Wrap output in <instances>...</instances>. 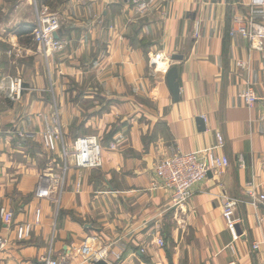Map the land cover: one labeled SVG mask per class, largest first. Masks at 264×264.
Wrapping results in <instances>:
<instances>
[{
    "label": "crops",
    "instance_id": "obj_1",
    "mask_svg": "<svg viewBox=\"0 0 264 264\" xmlns=\"http://www.w3.org/2000/svg\"><path fill=\"white\" fill-rule=\"evenodd\" d=\"M44 9L59 17L64 42L48 58L33 33H18ZM139 14L119 0H0V208L14 212L11 227L0 219L11 240L0 264H36L49 254L65 264H95L81 253L87 239L120 255L108 253V264H264V249H253L264 241V205L249 203L245 192L252 183L264 188V108L241 97L252 86L264 99V39L231 35L238 19L264 27V6L155 0L151 12ZM156 55L168 59L160 67L178 69V102L167 74L151 65ZM9 76L24 81L18 102L2 91ZM53 116L62 118L67 143L97 135L105 147L99 169L80 168L73 157L61 205L36 196L44 174L52 172L53 181L64 174L60 151L46 158L35 150L44 149L43 117ZM210 152L230 166L196 185L178 212L157 166L176 153ZM226 197L239 201L233 227L223 214ZM27 223L32 235L18 241L16 228Z\"/></svg>",
    "mask_w": 264,
    "mask_h": 264
},
{
    "label": "built area",
    "instance_id": "obj_2",
    "mask_svg": "<svg viewBox=\"0 0 264 264\" xmlns=\"http://www.w3.org/2000/svg\"><path fill=\"white\" fill-rule=\"evenodd\" d=\"M121 2L130 3L135 10L140 14L151 12L155 0H119ZM252 6H264V0H252ZM61 30V21L59 17L51 13L48 9L42 10L37 17L35 28L33 30V40L39 48L40 54L46 58L50 57L53 53L59 52L64 47V42L55 37ZM240 35L247 37L252 42L264 39V27L258 25L253 18L248 21L238 19L231 31V35ZM259 47V46H258ZM156 58L150 60L151 65L156 64L157 60H167L164 55H156ZM240 68H246V63L241 62L238 64ZM170 69V62H167L164 69V75ZM7 97L18 102L23 97L25 91L24 81L20 77H10L6 86ZM241 97L245 100L249 107H253L257 103H261L264 108V99H259L252 86H247L241 93ZM62 133L57 130L47 120L46 129L43 131V144L44 147L54 152L58 148V142L62 139ZM219 145H223L224 139L222 135L217 134ZM76 145V159L81 162V167L84 168H100L103 165L102 146L96 136H84L78 138L75 142ZM243 158H240V165L244 166ZM230 166V161L227 157H221L216 152L210 153H176L173 156L164 159L157 166V174L164 182L168 189L174 193L175 207H181L192 196L193 187L204 181L209 173L223 172ZM45 182V181H44ZM42 182L38 187L37 197L39 199L56 200L52 197V185L49 182L43 184ZM52 183V182H51ZM50 186V187H49ZM246 195L250 199L251 204L254 206L264 205V188L263 191H258L254 183L249 184L246 190ZM239 201L235 199H227L224 205V216L227 223L233 227L237 224L238 220L234 218L235 211L237 210ZM0 219L6 227H11L14 222V212L5 207L0 208ZM36 222H40V210L37 211ZM33 228L31 224L19 225L16 228V238L18 241L27 240L31 237ZM11 243L10 237L0 231V256L7 250ZM163 244V242H161ZM260 243H254L253 249H260ZM93 243L91 239L84 242L81 253L86 260L93 259L96 251L92 248ZM100 255L97 259H104L107 252H99ZM116 259L120 260V255L116 254ZM96 259V258H95ZM36 264H65V260L61 257L47 256L41 257Z\"/></svg>",
    "mask_w": 264,
    "mask_h": 264
},
{
    "label": "rangeland",
    "instance_id": "obj_3",
    "mask_svg": "<svg viewBox=\"0 0 264 264\" xmlns=\"http://www.w3.org/2000/svg\"><path fill=\"white\" fill-rule=\"evenodd\" d=\"M140 15V14H139ZM64 49V48H63ZM156 58V57H155ZM154 58V59H155ZM151 60V59H150ZM162 60H157L156 61V64H154L156 67L154 68L155 70L154 71H156L157 70V68L159 69V73H163L164 74V68L163 67H160V64H159V62H161ZM162 63V62H161ZM10 77H15V76H9V77H6V84H5V88L3 89L2 88V91L3 92H5L6 93V86H7V84H8V79L10 78ZM21 78V77H20ZM23 80V79H22ZM25 90H26V87H25ZM25 92V91H24ZM23 92V93H24ZM47 120H48V122L49 123H51L57 130H59L62 134V139L58 142V148H57V150L56 151H54V152H51V151H49V150H47L45 147H44V145H43V147H44V149L41 147L40 148V146H37L36 148H35V150H38L39 152H46L47 151V153L49 154V155H47L46 156V158L48 157H50V158H53L52 157V155H55V154H57L56 152H58V151H60V154H61V156H62V158L64 159V162L63 163H61L60 164V166H61V170H60V173H64L63 175L61 174V175H59V181H58V179H57V181H53V179H52V175L51 174H53L52 172H49L48 174H44V177H46L45 179L47 180V182H51V180H52V182H53V184H54V186H55V183H56V185H57V192L56 193H54V195L55 196H53L54 197V199H56L55 200V202L57 203L56 205H61V199H60V194H61V191L63 192V189L65 188V184H66V180H67V178H66V173L68 172V170H69V168H70V165H71V162L70 161H72V159H76V155H75V153H76V145H75V142L78 140V138H80V137H84V136H96L97 138H98V140L100 141V144H101V146H102V150H103V152H102V157H103V153H104V151H105V147H104V145H103V143H102V141H101V139L97 136V135H84V136H79L77 139H74V141H73V143L72 144H69V142L67 143V141H66V135H65V133H64V130H63V127H64V125H63V122H62V118L60 117V116H53V117H51V118H47V117H43V125H44V130L46 129V125H47ZM42 135H43V133H42ZM20 136V138L22 137L21 135H19ZM42 139V142H43V138H41ZM117 148V146L114 144H112L111 145V147H110V149H113V150H115ZM74 157V158H73ZM76 161H77V165H78V167H80V168H83V169H99V168H84V167H81V161L79 160V159H76ZM47 162V161H46ZM45 163V162H44ZM44 163H42V165L44 164ZM103 166V165H102ZM101 166V167H102ZM100 167V168H101ZM212 173H214V174H220V173H217V172H212ZM210 174V173H209ZM61 177V178H60ZM208 177V176H207ZM207 179V178H206ZM49 180V181H48ZM203 182V181H202ZM201 183V182H200ZM163 184H164V182H163ZM199 184V183H198ZM198 184H196V185H198ZM195 185V186H196ZM164 186H165V184H164ZM195 186L193 187V190H192V192H193V194H192V196L188 199V201L185 203V204H183V205H181V207H178V208H176L175 207V202H174V196H173V207L179 212V211H183V207L184 206H186L187 204H188V202H189V200L193 197V195H194V190H195ZM50 187V186H49ZM166 187V186H165ZM55 188H56V186H55ZM167 188V187H166ZM37 189H39V187H37ZM168 189V188H167ZM169 190H171V189H169ZM247 190V189H246ZM246 190H245V192H246ZM38 191V190H37ZM37 191H36V196H37ZM172 191V190H171ZM173 192V191H172ZM38 198V197H37ZM227 199H233V198H224V204H223V214H224V205H225V203H226V201H227ZM236 200V199H235ZM249 203H251V201L249 202ZM55 208V207H54ZM41 212V211H40ZM54 212H56V209L54 210ZM36 215H37V213H36ZM224 218H225V216H224ZM235 218V217H234ZM225 220H226V218H225ZM53 221L56 223L57 221H56V216L54 217V219H53ZM53 222V223H54ZM56 230H57V228L56 227H54V225L53 226H51V228H50V231H49V246L50 245H52L51 243L54 241V239L56 238ZM161 242H163V244H161ZM262 242H264V241H260V244H259V246L261 245V247H260V249L261 248H263L264 249V243H262ZM256 243H259V242H256ZM159 245L161 246V247H164L165 246V242L163 241V240H159ZM92 246V245H91ZM92 248L94 249V251H96L95 253H99V252H107V253H110L112 256H114V257H116L115 255L116 254H118V253H116V252H114V251H108L107 249H104V250H99L98 251V249L96 248V247H94V246H92ZM260 249H258V250H260ZM258 250H256V251H258ZM119 255V254H118ZM40 260V259H39ZM38 260V261H39ZM93 261L92 262H94V260L95 261H98L99 259H92ZM100 260H103V261H106V260H104V259H100ZM37 260H35L34 262H31V263H36V262H38ZM107 262V261H106Z\"/></svg>",
    "mask_w": 264,
    "mask_h": 264
},
{
    "label": "water",
    "instance_id": "obj_4",
    "mask_svg": "<svg viewBox=\"0 0 264 264\" xmlns=\"http://www.w3.org/2000/svg\"><path fill=\"white\" fill-rule=\"evenodd\" d=\"M56 38H58V34L55 35ZM174 61H181L183 60L182 56H174ZM166 80L169 86V89L174 97V100L178 102L180 100V84L178 82V69L174 66L169 69L166 75ZM198 124L201 127V130H204V121L202 118H198L197 120ZM238 228V227H237ZM95 264H108L106 261L98 260L94 261Z\"/></svg>",
    "mask_w": 264,
    "mask_h": 264
},
{
    "label": "trees",
    "instance_id": "obj_5",
    "mask_svg": "<svg viewBox=\"0 0 264 264\" xmlns=\"http://www.w3.org/2000/svg\"><path fill=\"white\" fill-rule=\"evenodd\" d=\"M30 27V28H29ZM29 28V29H28ZM35 28V25L34 26H25V27H21L19 30H18V33L19 35H28V34H32L33 33V30ZM31 31V33H30Z\"/></svg>",
    "mask_w": 264,
    "mask_h": 264
}]
</instances>
